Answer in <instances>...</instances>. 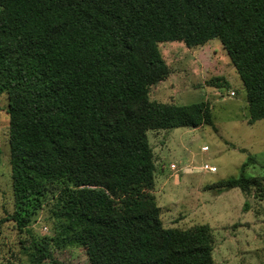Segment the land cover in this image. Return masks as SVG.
I'll list each match as a JSON object with an SVG mask.
<instances>
[{"label": "trees", "instance_id": "obj_1", "mask_svg": "<svg viewBox=\"0 0 264 264\" xmlns=\"http://www.w3.org/2000/svg\"><path fill=\"white\" fill-rule=\"evenodd\" d=\"M214 37L242 80L249 121L264 118V0H0L10 218L25 227L48 198L55 239L84 246L91 264H214L208 225H163L147 136L213 124L207 100L148 93L169 73L158 42ZM255 180L240 173L214 186L248 193ZM30 238L31 264H43L48 240Z\"/></svg>", "mask_w": 264, "mask_h": 264}, {"label": "rangeland", "instance_id": "obj_2", "mask_svg": "<svg viewBox=\"0 0 264 264\" xmlns=\"http://www.w3.org/2000/svg\"><path fill=\"white\" fill-rule=\"evenodd\" d=\"M158 49L169 73L150 87L149 99L172 104L207 100L213 123L147 132L156 166L152 192L162 223L182 229L208 225L214 264H264V197L258 196L264 188V118L249 121L242 80L217 37L193 47L182 41L158 42ZM6 107L2 92L0 264H31L30 237L48 240L51 258L43 264H91L84 246L55 239L58 223L51 216L50 199L42 200L25 227L10 218L14 204ZM204 163L216 170L203 169ZM240 173L255 178L258 185H251L248 193L238 187L216 191L217 181Z\"/></svg>", "mask_w": 264, "mask_h": 264}, {"label": "built area", "instance_id": "obj_3", "mask_svg": "<svg viewBox=\"0 0 264 264\" xmlns=\"http://www.w3.org/2000/svg\"><path fill=\"white\" fill-rule=\"evenodd\" d=\"M230 93H231V94H234L233 91H231ZM202 149H203V150H207L208 147H207V146H203ZM202 168H203V169H206V170H209V171H212V172L216 170V167H215L214 165H208L207 163H204V164L202 165Z\"/></svg>", "mask_w": 264, "mask_h": 264}]
</instances>
